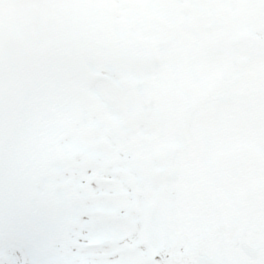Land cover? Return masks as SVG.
Masks as SVG:
<instances>
[{
    "label": "rangeland",
    "instance_id": "obj_1",
    "mask_svg": "<svg viewBox=\"0 0 264 264\" xmlns=\"http://www.w3.org/2000/svg\"><path fill=\"white\" fill-rule=\"evenodd\" d=\"M262 42L264 0H0V264L190 263L216 247L217 221L264 185ZM207 96L183 130L194 162L179 130ZM162 167L214 193L199 233L162 222Z\"/></svg>",
    "mask_w": 264,
    "mask_h": 264
},
{
    "label": "trees",
    "instance_id": "obj_2",
    "mask_svg": "<svg viewBox=\"0 0 264 264\" xmlns=\"http://www.w3.org/2000/svg\"><path fill=\"white\" fill-rule=\"evenodd\" d=\"M247 203L250 207L249 215L264 220V189L258 188L247 193L243 198L244 207ZM261 263L264 264V257L261 259Z\"/></svg>",
    "mask_w": 264,
    "mask_h": 264
},
{
    "label": "water",
    "instance_id": "obj_3",
    "mask_svg": "<svg viewBox=\"0 0 264 264\" xmlns=\"http://www.w3.org/2000/svg\"><path fill=\"white\" fill-rule=\"evenodd\" d=\"M245 250V249H244ZM197 264H217V263H214L212 261H210L209 259L205 258V257H199L197 260H196Z\"/></svg>",
    "mask_w": 264,
    "mask_h": 264
}]
</instances>
